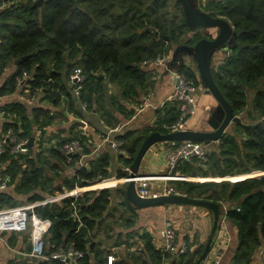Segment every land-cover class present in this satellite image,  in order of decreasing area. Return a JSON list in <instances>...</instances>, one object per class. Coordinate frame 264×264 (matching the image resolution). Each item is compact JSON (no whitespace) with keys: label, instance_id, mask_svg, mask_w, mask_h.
I'll list each match as a JSON object with an SVG mask.
<instances>
[{"label":"trees","instance_id":"trees-1","mask_svg":"<svg viewBox=\"0 0 264 264\" xmlns=\"http://www.w3.org/2000/svg\"><path fill=\"white\" fill-rule=\"evenodd\" d=\"M36 1L0 0V77L11 63L29 55L16 64L15 71L0 87V93L14 92L17 78L27 71L31 76L27 83L32 92L42 90L54 104L65 96L68 107L80 115V102L74 92L75 98L72 96L73 87L68 83L73 69L82 67L87 76L82 100L89 103V111L100 113L109 127L116 126L117 121L107 106L101 77L121 85L124 98L131 101L147 94L154 84L152 70L143 67L144 60L158 54L167 56L174 45L194 46L204 37L200 32L188 35L192 28L179 0H45L41 6H37ZM206 7L210 15L225 17L234 25L231 54L212 74L234 112L246 110L248 121L236 123L232 132L226 131L221 136L218 150H209L207 169L197 164H194L197 171L187 170L184 166L180 169L185 175L233 176L234 180H241H182L176 188L193 198L220 205L228 202L226 215L239 229V243L231 264H252L256 250L264 244V0H207ZM156 31L169 38L156 37ZM178 70L196 82L197 76L190 67L182 64ZM250 91L254 92L252 107L247 110ZM118 107L123 110L120 104ZM2 111L8 118L3 123V133L13 129L22 138L35 136V125L49 126L54 120L50 110L36 107L30 112L22 102L8 103ZM178 116V107L172 103L159 111L156 123L142 134L130 129L117 134L116 138L121 139L129 151V156L120 154L123 165L131 166L147 136L155 131L168 133L163 124L174 122ZM73 138L84 143L83 152L75 158L89 156L84 159L83 167L73 168V173L58 183L60 173L57 170L65 169L67 164V156L60 147ZM47 151L53 156H61L63 167L48 161V154H43L45 150L36 153L35 145H30L27 154L8 152L0 159L1 163H9L6 171L12 175L11 184L20 178L14 188L0 190V208L37 201L47 194L96 184L110 177V155L107 152L93 154L82 134L70 136ZM258 172L261 175H254ZM115 175L120 179L127 177L129 172L120 169ZM113 197L114 190L109 187L85 191L77 198L81 220L71 215L74 198L37 207L35 212L40 217L53 221L49 253L60 243L74 242L85 252L80 264L107 263L111 249L95 241L92 233L112 216L108 208ZM121 203L126 206V211L134 213L125 189ZM126 211L122 213V223L130 227L132 219ZM11 234L19 236L16 232ZM27 236L25 233L22 238L27 240ZM9 237L10 245L14 239L16 242L14 236ZM139 238L144 249L141 248L142 254L149 255L151 262L163 259L165 254L170 257V264L194 263L189 252L176 256L156 249L148 232L143 231ZM134 244L128 237L115 241L116 246L125 245L126 248ZM203 250L197 252L199 257ZM145 256L141 264H151ZM11 264L28 262L12 260ZM39 264L64 263L49 259ZM116 264H126V261L120 258Z\"/></svg>","mask_w":264,"mask_h":264},{"label":"crops","instance_id":"crops-1","mask_svg":"<svg viewBox=\"0 0 264 264\" xmlns=\"http://www.w3.org/2000/svg\"><path fill=\"white\" fill-rule=\"evenodd\" d=\"M212 30L214 32H211ZM198 32L202 33L204 37L206 35H213L212 38H214L218 34V28H206L198 31L192 30L189 33L190 35H188L192 36ZM186 38H188V36L185 37V39ZM234 41H232L228 46L226 45L221 48L209 50L207 54V63L213 72L217 71L223 64L228 52L232 50L231 46ZM185 47L187 46L179 45L175 48L173 46L174 55H171V59L166 57L165 65H143L144 68L152 70L154 84L147 94L143 93L140 97L131 99V101L124 98V90L121 85L116 82H111L108 77H102V79H104L103 86L104 94L107 99V106L116 119L117 124L123 125V128L120 131L111 132L113 127H109L102 118L101 114L98 112H85L80 109L81 113L78 115L75 111L68 107V98L65 96L59 103L54 104L45 92L40 89L32 92L27 86H16L17 88L14 92L6 94L0 93V136L4 131L3 123L8 119L2 111V107L4 105L11 102H22L28 107L30 112L36 107H43L50 110L52 116H54V120L51 125L44 127L40 125L34 126V134L36 136L34 145L36 153L39 150H45L43 154H48V161L57 164L59 167H63L62 157L57 155L53 156L47 150L57 147L64 139H67L70 136L73 137L75 134L84 135L85 141L87 142L90 150H92L93 154L99 155L107 152L110 155V166L108 168L110 171V177L113 178L112 176H115L113 179L116 180L107 179L105 184L103 182L95 186H89V188L96 186H109V188H112L114 190V197L110 207L108 208V213H119V221L123 222L122 219H124V216H122V213L127 209L121 202L123 200V190L125 189L127 194V188H125L123 184H117V181L120 183L122 178H116L115 174L118 170H126V168L130 166L126 167L123 165L120 160L119 152L111 147L108 138H115L117 134L124 133L128 129L135 130L136 132L142 134L147 128H150L156 123L159 111L163 110L166 105H172L170 95L172 94L175 85L173 74L175 70H178L180 65L184 64L190 67L196 74L197 80L196 82L192 80V83H194L198 88V107L196 109V113L187 121L185 130L202 133L215 132V129L210 125L209 120L216 108L220 105V101L204 84L194 56L189 54L188 49ZM15 69L16 63H11L5 69L4 74L0 77V87L15 71ZM68 85L72 87L70 82ZM71 94L75 98L73 91ZM113 98L115 100H113ZM76 103L78 105V100ZM119 104L123 107V110L118 107ZM241 113H243V111L237 114L235 113V119L227 129V132H232L236 123L243 122L242 117L239 116ZM77 120L84 122V124L75 123ZM219 143L220 139L217 141H210L207 144V147L209 150H218ZM167 145L168 144L165 141L153 143L139 164L138 172L142 175L166 174L168 172L165 157V147H167ZM36 153L34 155H36ZM88 156L89 155H85V158ZM194 164L197 163H187L183 166L187 170L197 171V168L194 167L196 165ZM0 169H4V162H0ZM57 171L60 173L59 179L57 180L58 183H60L66 176H70L74 170L65 167V169H58ZM183 175L187 177L186 181L192 182L221 181L226 179L231 181L241 180L240 178L233 180V178H231L233 176L204 177L199 175L192 176L190 174ZM52 176L54 175L52 174ZM19 179V177L16 178V182L12 183L10 188H14ZM169 183L176 187L179 182L171 181ZM125 184L126 183H124V185ZM110 185L112 186L110 187ZM47 197L48 195L44 196L42 199H46ZM131 205L134 207V213L131 214V212L126 211L127 216L132 219V225H130V227H126V225L122 223V230H115L114 227L110 228L111 226L107 225V228L102 226L92 233V236H95V232L100 230L101 232L98 234V238L101 237L108 240L113 238L112 240L115 242L116 240L128 237L131 242L136 243L134 245H130L128 248H126L125 245H113L110 254L114 253L117 256V259L113 264H116L120 258L124 259L126 264H141L144 259L143 256L145 255H143L142 253L144 252L141 251L143 245L141 244L139 236L143 233V231L150 234L154 246L162 252L164 250L165 243L160 231L168 223L173 224L176 229L178 243L180 245L186 244L188 246L190 258H194L193 264H197V261L201 258L205 250L214 226L215 212L211 207L202 204H160L155 206L139 207L132 202ZM222 205L219 204L220 217L218 228L215 232L211 245V250L201 264H231L232 258L238 246V226L226 215L229 203L225 202L222 203ZM131 232H133V234H131ZM16 234H19V236L16 237L15 234L6 232L5 235H3V238L0 239V264H11L12 260H26L28 264H39L41 261H48V259L45 258L31 256L30 249H32V246L28 239L24 240L22 238L25 233L20 234L18 232ZM49 235L50 233L46 237V254L50 252ZM9 236H14L16 238V242L14 239L12 241L13 243L10 245V243H8ZM93 239L101 243L104 248H107V246L102 244L101 239ZM203 248L204 250L199 257L197 252ZM142 250L144 249L142 248ZM170 255L172 254L170 253ZM145 257L151 262V257L149 255L147 256L146 254ZM170 263V257H167L165 254L163 259H157L156 261L151 262V264ZM94 264L97 263L94 262ZM105 264H108V262ZM252 264H264V244L261 248L256 250Z\"/></svg>","mask_w":264,"mask_h":264},{"label":"built area","instance_id":"built-area-1","mask_svg":"<svg viewBox=\"0 0 264 264\" xmlns=\"http://www.w3.org/2000/svg\"><path fill=\"white\" fill-rule=\"evenodd\" d=\"M231 52H228L229 56ZM226 60H224L223 64ZM166 55L158 54L157 56L146 59L143 61V65H165ZM175 85L172 94L170 95V101L177 105L179 110V116L172 123H164L163 127L168 129L169 132H177L185 129L187 121L196 113L198 107V88L189 80L188 76L179 70H175ZM31 78L27 71H24L21 76L16 80L17 87L27 86L30 88V84L27 80ZM86 74L82 67H76L70 73L69 82L73 87V92L76 98L80 102L81 110L88 112L89 103L82 100V89L86 81ZM123 125L117 124L111 129V132L122 130ZM111 147L124 156H129V151L124 147V142L118 138H108ZM165 147V157L168 167L166 174H153V175H141L135 177L136 190L142 198H156L160 196H169L176 194H184L178 190L171 181L187 180V177L181 173L180 166L186 164V162L199 163L203 168H208L210 163L209 149L202 141L196 140H183V141H169ZM60 149L67 156V167L70 169L84 166L85 155H81L80 158H75L76 154H80L84 150V143L79 138H73L65 142ZM10 154H27L30 152L29 138H22L13 129L7 130L0 136V159L5 156L6 153ZM0 169V190L10 188L12 182V175ZM129 172V176L124 177L125 183H128L132 177H130V167L126 168ZM113 179V178H112ZM107 179H102L99 184ZM77 186L75 189L69 191H57L51 197L46 199H40L33 202L23 203L17 206H10L0 208V239L6 232L21 231L26 233L28 231L29 240L32 246L30 255L33 257H40L45 259H56L64 264H80L81 259L85 256V252L78 249L74 242L68 244L60 243L56 249L51 253L46 254V237L50 233L53 226V221L49 218H42L36 212V208L46 205L48 203H54V200H63L65 198H74L71 202V215L78 220H81L79 209L77 206V198L83 194L89 186ZM155 185V186H154ZM109 186H105L107 188ZM186 195V194H185ZM28 224H30L28 226ZM82 225V223L80 224ZM160 234L164 239V250L168 251L172 255H182L189 252L186 244L180 245L177 239L176 229L172 223H168L161 231ZM116 254L112 253L108 256V264H113L116 261Z\"/></svg>","mask_w":264,"mask_h":264},{"label":"water","instance_id":"water-1","mask_svg":"<svg viewBox=\"0 0 264 264\" xmlns=\"http://www.w3.org/2000/svg\"><path fill=\"white\" fill-rule=\"evenodd\" d=\"M45 0H37L35 4L41 6ZM183 6L184 15L186 21L191 26L193 31H198L206 28H218V34L214 38L203 37L194 46L185 47L188 49V53L194 56L197 67L199 69L200 75L204 84L212 92V94L220 101V105L216 108L213 115L211 116L209 123L215 129L213 133H202V132H193L190 130H180L177 132L162 133L159 131L152 132L143 142L140 147L132 165L130 166V177L132 179L128 182L127 186V198L130 202L139 207H148L155 206L164 203H173V204H202L208 207H211L215 212V221L214 226L211 232L209 241L205 247V250L201 258L197 261V264L206 258L208 253L211 250V245L215 232L218 228V222L220 217L219 204L213 201L193 198L185 194H176L169 196H160L156 198H142L138 195L136 190L135 177L141 176L138 172V166L141 163L144 155L147 150L153 143L158 141H183V140H196L202 142L217 141L221 138L224 132L230 127L235 119V113L230 102L224 97L221 90L219 89L212 70L207 63V54L211 49L221 48L223 46H228L232 41H234V25L225 17L217 16L214 17L209 13L199 10L194 4L193 0H179ZM156 37H162L168 39L166 35H161L158 31L155 32ZM232 47V46H231ZM29 55L23 56L22 58L16 61V64H19L22 60L28 58ZM70 65V64H69ZM102 79V77H101ZM75 123L84 124V122L77 120ZM36 136H31L29 138V144L34 146ZM111 145V144H110ZM261 173V172H260ZM264 174V172L262 173ZM261 175V174H260ZM249 177V176H247ZM244 179V178H243ZM24 232H20L23 234Z\"/></svg>","mask_w":264,"mask_h":264},{"label":"rangeland","instance_id":"rangeland-1","mask_svg":"<svg viewBox=\"0 0 264 264\" xmlns=\"http://www.w3.org/2000/svg\"><path fill=\"white\" fill-rule=\"evenodd\" d=\"M194 1V4L196 5V7L199 9V10H201V11H204V12H206V13H209L208 11H210L209 10V8L208 7H206V1L207 0H193ZM211 32H214L213 30L211 31ZM190 35V34H189ZM213 36V35H212ZM207 37V36H206ZM176 47V45H174V48ZM171 49V51H170V53L166 56L167 58L169 57V59H171L172 57H171V55H174V53H173V50L174 49H172V48H170ZM173 77H174V79H175V75L173 74ZM253 94H254V92L253 91H250V93H249V97H248V109L247 110H249L251 107H252V99H253ZM247 115H248V113H247V111L245 110V111H243V113H241L239 116L240 117H242V119H243V121H248V118H247ZM205 144H206V146H208L207 144H208V142H204ZM15 155H17V154H15ZM4 164L6 165V169H7V166H8V163L7 162H4ZM197 166H200V164L198 163L197 164ZM66 167H67V165H66ZM200 167H202V166H200ZM67 168H69V167H67ZM203 168V167H202ZM6 169H5V171H6ZM204 169H207V168H204ZM48 172H51L50 170L48 171ZM257 174H260V172H258V173H255L254 175H257ZM129 176V175H128ZM113 178L115 177V176H112ZM106 179H112L111 177H108V178H106ZM113 180H116V179H113ZM234 180V179H233ZM121 182L119 183L118 181H117V184H123V186L125 187V188H127V186H128V184H125L124 185V183H125V181H124V179L122 178L121 180H120ZM104 182V181H103ZM103 182H101V183H103ZM107 182V181H106ZM105 182V183H106ZM100 184V183H99ZM96 185H98V184H96ZM93 186H95V185H93ZM112 185H110V187H111ZM116 186V185H115ZM102 188H105V186L103 187V186H96V187H93V188H87V189H85L86 191H90V190H95V189H102ZM61 192V191H60ZM55 194V193H54ZM53 194V195H54ZM48 195V194H47ZM53 195H48V197H52ZM61 200H54V202H60ZM27 203V202H26ZM164 204H167V205H173V203H164ZM21 205V204H20ZM130 212H131V210H130ZM118 214L119 213H116V212H114V213H112V218L111 217H106L107 219H106V221L104 222L105 224H104V226L103 227H105V228H107V225H109V226H111L110 228H112V227H114V229L115 230H120L121 228H122V222L121 221H119V216H118ZM30 224H28V226H29ZM114 230V231H115ZM122 230V229H121ZM101 231L99 230V231H96L95 232V236H93V238H95V239H97V240H99V239H101L102 240V244L103 245H105V246H107V249H112V247H113V245H115V242L112 240V239H106V238H98V234L100 233ZM28 233V231L26 232V234ZM28 235V234H27ZM27 237H29V236H27ZM29 239V238H28ZM30 242V241H29ZM112 251V250H111ZM109 256V255H108ZM122 256V255H121Z\"/></svg>","mask_w":264,"mask_h":264},{"label":"flooded vegetation","instance_id":"flooded-vegetation-1","mask_svg":"<svg viewBox=\"0 0 264 264\" xmlns=\"http://www.w3.org/2000/svg\"><path fill=\"white\" fill-rule=\"evenodd\" d=\"M207 37H209V38H212V36L211 35H206Z\"/></svg>","mask_w":264,"mask_h":264}]
</instances>
